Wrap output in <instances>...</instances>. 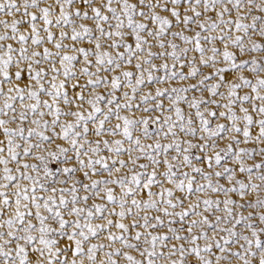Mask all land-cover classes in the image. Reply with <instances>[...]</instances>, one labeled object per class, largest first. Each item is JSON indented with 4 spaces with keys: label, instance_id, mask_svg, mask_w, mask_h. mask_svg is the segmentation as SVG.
Listing matches in <instances>:
<instances>
[{
    "label": "rangeland",
    "instance_id": "374dc122",
    "mask_svg": "<svg viewBox=\"0 0 264 264\" xmlns=\"http://www.w3.org/2000/svg\"><path fill=\"white\" fill-rule=\"evenodd\" d=\"M0 264H264V0H0Z\"/></svg>",
    "mask_w": 264,
    "mask_h": 264
}]
</instances>
